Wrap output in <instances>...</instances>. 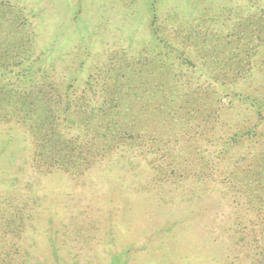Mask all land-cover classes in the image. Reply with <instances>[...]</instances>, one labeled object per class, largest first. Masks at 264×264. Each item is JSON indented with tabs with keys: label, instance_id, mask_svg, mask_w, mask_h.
<instances>
[{
	"label": "rangeland",
	"instance_id": "rangeland-1",
	"mask_svg": "<svg viewBox=\"0 0 264 264\" xmlns=\"http://www.w3.org/2000/svg\"><path fill=\"white\" fill-rule=\"evenodd\" d=\"M0 264H264V0H0Z\"/></svg>",
	"mask_w": 264,
	"mask_h": 264
},
{
	"label": "trees",
	"instance_id": "trees-1",
	"mask_svg": "<svg viewBox=\"0 0 264 264\" xmlns=\"http://www.w3.org/2000/svg\"><path fill=\"white\" fill-rule=\"evenodd\" d=\"M64 113H66L65 110H64ZM55 150H56V147H54L52 155H53V158H54L56 163L57 162L59 163L60 160L65 159V158L68 157V156H64L63 155L62 148H60L59 150H56V152H54Z\"/></svg>",
	"mask_w": 264,
	"mask_h": 264
}]
</instances>
